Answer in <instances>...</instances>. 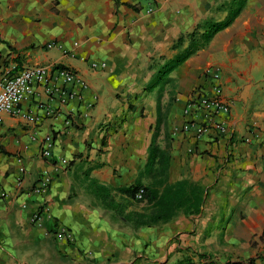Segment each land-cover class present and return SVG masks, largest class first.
I'll return each instance as SVG.
<instances>
[{
  "label": "crops",
  "instance_id": "1",
  "mask_svg": "<svg viewBox=\"0 0 264 264\" xmlns=\"http://www.w3.org/2000/svg\"><path fill=\"white\" fill-rule=\"evenodd\" d=\"M219 2L0 0V79L49 65L72 69L87 83L80 101L63 105L37 86L21 103L36 122L0 113V264H175L192 252L220 264H264V0H247L205 49L175 68L169 76L176 88L166 86L160 100V131L170 143L167 181L206 187L201 211L137 227L125 215L146 204L116 191L133 184L147 162L157 116L155 91L146 89L151 59ZM51 42L58 46L47 47ZM90 61L106 66L91 68ZM208 68L231 103L230 135L195 138L179 129L188 96L211 85ZM48 135L50 160L40 153ZM45 169L52 180L39 194L32 188ZM36 210L39 226L30 221ZM62 226L72 241L56 237Z\"/></svg>",
  "mask_w": 264,
  "mask_h": 264
},
{
  "label": "trees",
  "instance_id": "2",
  "mask_svg": "<svg viewBox=\"0 0 264 264\" xmlns=\"http://www.w3.org/2000/svg\"><path fill=\"white\" fill-rule=\"evenodd\" d=\"M247 0H224L211 8L209 14L199 20L194 28L186 33H181L170 45L172 52L168 57H160L162 62L150 63L149 70L155 69L151 81L146 89L155 91L157 116L151 127V139L147 150V162L144 170L139 173L135 182L126 187H118L116 191L132 198L137 203L146 204L143 211H131L125 215L126 220L134 226H159L171 221L179 212L199 213L204 206L207 188L199 182L182 178L175 182L167 181L170 143L167 141L161 148L157 139L160 134L163 113L161 112V97L166 86L176 88L174 78L170 73L197 51L205 49L214 35L229 26L241 13ZM153 60V58L151 59ZM142 174L148 178L147 183L140 179ZM142 191L140 199H135V194ZM109 207L118 209L119 205L109 201ZM197 257L199 264H220L211 254L205 252H192V257L185 256L175 264H196L193 257ZM222 264H241L239 261L227 260ZM248 264H253L249 260Z\"/></svg>",
  "mask_w": 264,
  "mask_h": 264
},
{
  "label": "built area",
  "instance_id": "3",
  "mask_svg": "<svg viewBox=\"0 0 264 264\" xmlns=\"http://www.w3.org/2000/svg\"><path fill=\"white\" fill-rule=\"evenodd\" d=\"M154 1V0H150ZM151 13V9L146 10ZM58 46L51 42L47 47ZM60 46V45H59ZM73 46H77L74 43ZM70 54L73 55L71 52ZM91 68H105V62L90 61ZM211 81L208 89L197 87L188 96L183 113L188 118L179 131L193 130L194 137L214 133L217 136H229L230 130L227 127V116L230 113L231 103L223 95V89L219 82L218 72H213L208 68L205 72ZM37 86L44 87L49 98H54L59 104H67L72 100L80 101L82 99L81 91L87 88L85 79L74 70L63 67H54L49 65H30L21 68L13 74L5 75L0 79V113H10L27 122H36L38 117L29 110L21 107V103L26 98H31L35 94ZM42 107V105H39ZM1 121V117H0ZM50 135L43 140L40 153L45 159L50 160L53 146ZM64 162V161H63ZM25 169L19 165L17 181L20 182ZM52 175L45 169L40 174L39 179L33 185L32 191L44 194L51 183ZM142 191L135 194V199H140ZM5 196L4 191H0V198ZM32 224L41 225L42 211L36 210L30 215ZM56 237L63 240L72 241L71 231L65 227H60L56 232Z\"/></svg>",
  "mask_w": 264,
  "mask_h": 264
},
{
  "label": "rangeland",
  "instance_id": "4",
  "mask_svg": "<svg viewBox=\"0 0 264 264\" xmlns=\"http://www.w3.org/2000/svg\"><path fill=\"white\" fill-rule=\"evenodd\" d=\"M213 2H214V4L215 3H217V2H219V1H222V0H212ZM184 33V32H183ZM172 44V43H171ZM170 44V45H171ZM170 45L167 47V49L161 54V55H156V56H154L155 57V59L153 58V60H151V63H157V62H159V63H161L162 62V59L160 58V57H163V55H165V56H167V55H171V51L168 49L169 47H170ZM163 135V138H162V140L161 141H163V143H162V145H164L165 146V143H166V141H167V138L169 139V133H167V132H164L163 131V129H162V131H160V134L159 135ZM166 135H167V138H166Z\"/></svg>",
  "mask_w": 264,
  "mask_h": 264
}]
</instances>
